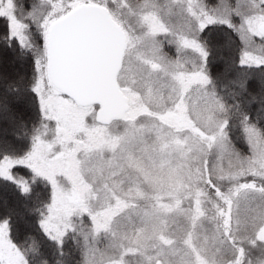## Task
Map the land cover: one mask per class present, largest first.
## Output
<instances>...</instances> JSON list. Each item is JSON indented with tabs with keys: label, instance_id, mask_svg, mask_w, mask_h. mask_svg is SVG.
<instances>
[{
	"label": "snow or ice",
	"instance_id": "1",
	"mask_svg": "<svg viewBox=\"0 0 264 264\" xmlns=\"http://www.w3.org/2000/svg\"><path fill=\"white\" fill-rule=\"evenodd\" d=\"M0 40V264H264V0H0Z\"/></svg>",
	"mask_w": 264,
	"mask_h": 264
},
{
	"label": "trees",
	"instance_id": "2",
	"mask_svg": "<svg viewBox=\"0 0 264 264\" xmlns=\"http://www.w3.org/2000/svg\"><path fill=\"white\" fill-rule=\"evenodd\" d=\"M210 2H214V0H210ZM25 3H27V0H25ZM0 61H3L6 66L8 67L9 71H12L14 68V54L12 51H5L4 50V45H3V41L0 40ZM243 139L240 138L239 134H237V139H236V148L241 151V152H245L246 151V147L245 144L242 143ZM80 257L77 256V260H79Z\"/></svg>",
	"mask_w": 264,
	"mask_h": 264
},
{
	"label": "rangeland",
	"instance_id": "3",
	"mask_svg": "<svg viewBox=\"0 0 264 264\" xmlns=\"http://www.w3.org/2000/svg\"><path fill=\"white\" fill-rule=\"evenodd\" d=\"M165 50H166V51H169V52H170V54H171V51H170V46H166ZM172 51H174V49H173ZM242 143H244V144H245V147H246V151H245V152H242V153H247V151H248L247 144H246V142H245L244 140H243V142H242Z\"/></svg>",
	"mask_w": 264,
	"mask_h": 264
}]
</instances>
